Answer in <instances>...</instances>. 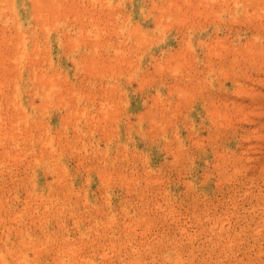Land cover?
<instances>
[{
    "label": "rangeland",
    "instance_id": "obj_1",
    "mask_svg": "<svg viewBox=\"0 0 264 264\" xmlns=\"http://www.w3.org/2000/svg\"><path fill=\"white\" fill-rule=\"evenodd\" d=\"M0 264H264V0H0Z\"/></svg>",
    "mask_w": 264,
    "mask_h": 264
},
{
    "label": "bare ground",
    "instance_id": "obj_2",
    "mask_svg": "<svg viewBox=\"0 0 264 264\" xmlns=\"http://www.w3.org/2000/svg\"><path fill=\"white\" fill-rule=\"evenodd\" d=\"M233 1H237V0H233Z\"/></svg>",
    "mask_w": 264,
    "mask_h": 264
}]
</instances>
